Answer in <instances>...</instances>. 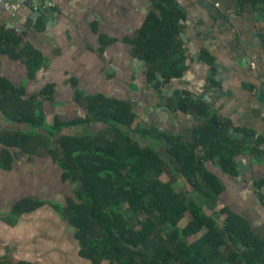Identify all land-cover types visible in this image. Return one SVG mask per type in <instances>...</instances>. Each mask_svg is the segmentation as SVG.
I'll use <instances>...</instances> for the list:
<instances>
[{"label": "crops", "instance_id": "1", "mask_svg": "<svg viewBox=\"0 0 264 264\" xmlns=\"http://www.w3.org/2000/svg\"><path fill=\"white\" fill-rule=\"evenodd\" d=\"M159 1L21 0L15 18L0 6V35L17 34L21 47L29 45L44 58L30 77L18 56L20 48L0 51V79L22 89L25 101L37 98L36 111L44 118L43 127L35 129L8 117L0 101V264H93L79 255L75 230L56 208L73 199L79 183L63 178L54 153L61 135H94L106 126L75 124L48 139L56 120L69 123L85 117L77 95L126 101L135 115L133 128L162 132L183 143H194L195 130L208 120L196 116L198 103L220 126L254 141L263 138L260 160L240 154L234 175L224 173L217 161L205 164L223 190L204 212L219 223L228 215L239 217L264 248V8L254 10L242 0H172L171 8L183 16L177 40L186 68L158 93L163 75L158 74L161 84L154 88L147 63L134 54L132 42ZM48 87L50 95H42ZM178 99H187L190 111L178 110ZM153 143L166 164L161 181L195 197L171 162V145L166 140ZM190 219L187 214L182 222ZM205 232L190 236L189 243Z\"/></svg>", "mask_w": 264, "mask_h": 264}, {"label": "trees", "instance_id": "2", "mask_svg": "<svg viewBox=\"0 0 264 264\" xmlns=\"http://www.w3.org/2000/svg\"><path fill=\"white\" fill-rule=\"evenodd\" d=\"M241 2L254 10L264 8V0ZM171 7L172 0H160L157 11L148 15L132 42L134 54L147 63L148 82L156 89L161 84L158 74L179 79L186 68L184 50L177 40L183 16ZM0 44L4 53H9V47L20 48L18 56L27 64L30 77L44 64L38 51L20 46L17 34L0 35ZM22 93L0 79L4 113L13 120L31 123L35 129L43 127L44 118L36 111L37 98L25 101ZM50 93L48 87L42 95ZM76 99L83 105L85 117L69 123L56 120L48 129V139L75 124L102 122L106 126L94 135H61L56 140L55 160L63 178L79 183L73 199L56 208L74 228L81 257L93 264H264L263 245L243 220L228 215L219 223L204 212L207 202L217 200L223 190L221 181L205 164L217 161L224 173L234 175L237 156H259L263 138L249 143L246 137L233 138L204 121L195 130V142L183 143L162 132L133 128L135 115L126 101L100 95L83 99L77 95ZM175 103L178 110L190 111L187 99ZM194 112L197 117L210 118L203 103H198ZM162 140L171 145V162L195 197L187 198L173 183L161 181L166 164L153 142ZM187 214L191 219L181 225ZM202 229L206 232L189 243L188 238Z\"/></svg>", "mask_w": 264, "mask_h": 264}, {"label": "water", "instance_id": "3", "mask_svg": "<svg viewBox=\"0 0 264 264\" xmlns=\"http://www.w3.org/2000/svg\"><path fill=\"white\" fill-rule=\"evenodd\" d=\"M263 14H264V12H263ZM261 18H263V20H264V16H261ZM143 62H145L144 60H142ZM159 79L162 81V87H161V89H158L157 90V92L158 93H162L163 92V90H164V88H166V85L167 84H169L167 87H169V86H171L170 85V82H172L171 81V79H166V78H164L163 76H159ZM175 80V79H174ZM219 80V77H217V81ZM213 87L214 88H216L217 87V84L216 83H213ZM263 94H264V90H262L261 91ZM264 96V95H263ZM264 99V98H263ZM204 120H205V118H203ZM202 119V120H203ZM198 121H201V119H197ZM207 123L210 125V126H212V127H214L215 129H217V130H219V131H222V132H225V133H228V134H232V136L233 137H235V138H243V137H246L248 140H249V142L250 143H252V142H254V140L249 136V135H244V134H241V133H233L234 131H233V129H230L228 126H220L216 121H214L213 119H208L207 120ZM253 159L255 160V161H258V160H260V156H256V155H254L253 156Z\"/></svg>", "mask_w": 264, "mask_h": 264}, {"label": "built area", "instance_id": "4", "mask_svg": "<svg viewBox=\"0 0 264 264\" xmlns=\"http://www.w3.org/2000/svg\"><path fill=\"white\" fill-rule=\"evenodd\" d=\"M0 6L3 8L5 13L15 18L20 9L21 0H18V1L0 0Z\"/></svg>", "mask_w": 264, "mask_h": 264}, {"label": "rangeland", "instance_id": "5", "mask_svg": "<svg viewBox=\"0 0 264 264\" xmlns=\"http://www.w3.org/2000/svg\"><path fill=\"white\" fill-rule=\"evenodd\" d=\"M188 197V196H187ZM188 217H189V215H188ZM185 223V221L184 222H182V224L181 225H183Z\"/></svg>", "mask_w": 264, "mask_h": 264}]
</instances>
